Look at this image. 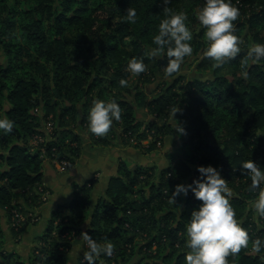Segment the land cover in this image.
<instances>
[{"label": "trees", "instance_id": "obj_1", "mask_svg": "<svg viewBox=\"0 0 264 264\" xmlns=\"http://www.w3.org/2000/svg\"><path fill=\"white\" fill-rule=\"evenodd\" d=\"M0 1V53L6 57L5 65L0 64V118L14 121L12 132L0 133V211L11 231L13 210L31 218L28 212L45 202L39 201V151L32 152L28 146L32 136L40 133L42 111L44 117L52 114L57 123L54 138L43 144L45 154L50 159L56 156L59 161L65 160L68 167L82 151V138L75 127L88 130V111L97 99L114 98L119 103L122 118L113 124L129 133L128 137L136 135L143 140L153 127L165 137L174 134L176 127L168 122L156 126L136 119L127 94L136 101L139 97L137 106L147 108L157 118L165 119L178 106L180 111L172 118L187 134L183 158L173 160L175 157L167 153L166 166L155 174H146L154 176L147 190L136 192L133 187L143 182L140 177L144 173L132 171L121 161L105 195L94 205V179L76 184L71 200L56 206L44 233L34 238L27 261L16 251L3 248L0 222V264H67L72 241L85 232L100 242L110 240L115 246L111 257L101 256L96 264H185V225L191 211L202 202L191 190L176 197L174 205L169 203V196L177 184H190L200 177L198 165H212L220 171L233 188L229 201L236 219L251 239L264 238L263 223L256 229L252 221L250 204L257 193L248 190L250 177L240 167L247 159L258 166L264 163V60L249 61L248 77L243 78L240 65L246 59L247 43L235 59L226 63L231 70L228 74L219 73L221 67H213L209 77L185 78L182 93L175 89L183 78L178 75L157 96L146 100L139 86L131 92L119 81H129L133 76L125 71L132 57H144L150 76L166 65L167 57L146 55L148 47L155 46L152 37L165 16L162 0H65L70 7H63V0ZM233 2L240 10L234 21L235 34L240 37V28L247 23L254 42L264 43V0ZM128 7L137 10L135 23L124 19ZM95 16L99 21L94 22ZM203 33V28L193 33V46L195 35L204 37ZM207 60L201 61L202 68L214 64ZM88 134L98 146L111 143L108 133ZM64 209L70 211L69 215H63ZM87 220L89 224L83 227ZM139 235L143 242L137 241ZM251 239L248 249L228 257L229 264H264V251L253 253ZM153 246L159 250L157 257L146 251ZM141 253L144 259L133 261ZM77 264H87L83 255Z\"/></svg>", "mask_w": 264, "mask_h": 264}, {"label": "clouds", "instance_id": "obj_2", "mask_svg": "<svg viewBox=\"0 0 264 264\" xmlns=\"http://www.w3.org/2000/svg\"><path fill=\"white\" fill-rule=\"evenodd\" d=\"M165 16L158 25V32L152 37L154 47L149 48L148 57H167L164 73L174 76L181 71L185 57L193 53V33L188 26V13L186 11H173L167 7L169 0H162ZM196 18L204 29L206 48L204 55L214 61V67H221L235 59L241 52V37L235 34L234 21L240 16V10L233 0H202ZM137 10L128 7L124 19L129 23L137 21ZM264 60V43L253 42L248 48L246 59L243 61L241 76L248 77L249 61L258 63ZM147 65L144 57H132L128 60L125 71L139 75L145 72ZM122 87L128 85L126 78H121ZM180 111L178 106L171 110V114ZM122 109L113 98L108 101L97 99L89 108L87 120L88 130L96 136L106 135L113 121H120ZM177 121V120H176ZM14 121L6 116L0 118V133L7 134L13 131ZM177 134H184L185 128L177 122L174 130ZM244 174L250 177L248 190L256 192L252 201V210L257 219L264 218V169L260 168L251 159L243 161L240 165ZM199 178L193 179L190 184H177L169 196V203L174 205L176 197L187 195L188 191L201 201L194 208L186 229L185 264H229L228 257H235L241 249H248L250 243L249 232L242 227L236 219V211L229 201L232 189L220 171L212 165H198ZM85 249L84 259L87 264H96L101 256L111 257L114 244L110 240L105 242L93 239L88 233H82ZM251 251L259 254L264 251V238L257 236L251 239Z\"/></svg>", "mask_w": 264, "mask_h": 264}, {"label": "rangeland", "instance_id": "obj_3", "mask_svg": "<svg viewBox=\"0 0 264 264\" xmlns=\"http://www.w3.org/2000/svg\"><path fill=\"white\" fill-rule=\"evenodd\" d=\"M57 1V0H56ZM82 1V0H81ZM10 3V1H8ZM60 2L58 1V4ZM202 3V0H169V8H171L173 11H186L188 13V26L190 27V29H195L196 31H193V33L198 32V30H200L202 27L199 24L195 13L198 12L199 10V6ZM163 4V2H162ZM3 3L0 1V9L2 8ZM56 5V4H55ZM67 6L70 7L71 4H67L65 0H63V7ZM243 19V16H241ZM99 17H96L93 19L94 22L99 21ZM196 40H195V45L193 47H195L196 49L193 51L191 56L185 57V60L181 66V71L174 75V76H167L164 73V66L155 74L150 76L148 71L146 70L145 72H143L142 75H135L133 74L132 77L129 78L128 81V86L131 89V92L135 91L136 86H139V91H141L142 95L144 96V98L146 100H150L152 98H154L155 96L158 95V93H160V91H163L165 89V84H169L171 83L175 77H177L178 75H182L183 78H181L180 82L178 85H176V90L182 93L183 89L185 88V78L188 79L187 81H189L190 79L194 78V77H209L211 76V73L214 72V64L204 67L202 68L200 66V63L203 59L207 58L204 55V50L206 48V43L204 40V37H201L199 35H195ZM240 37L243 41V43L241 44V49L244 45V43H247V48H249L251 46V44L254 42V39L251 36V32L249 30L248 24L246 23L244 26H242V28H240ZM130 48V47H129ZM151 47H148V50ZM242 60V59H240ZM207 61H211L210 58H208ZM6 63V57L0 53V64L5 65ZM212 63V62H211ZM242 66L240 65V70H242ZM203 69V70H202ZM229 72H231L230 67L227 66V64L221 66L219 73H223V74H228ZM135 87V88H134ZM167 87V86H166ZM181 87V88H180ZM134 88V89H133ZM126 98H128L129 101L132 102L133 106H134V112H135V116L136 119L143 121L144 123H151L154 122L155 125L160 126L163 125L165 123L168 122V124L172 125L174 128L177 126V122L172 118V114L170 112V114H168L166 116L165 119L162 118H157L154 115L150 114L147 110V108H140L137 106V103L140 101L139 97L136 101V99L132 96V94H127ZM136 104V105H135ZM137 106V107H136ZM38 112V110H37ZM43 114L42 118H41V123H40V133L35 134L34 136H32V138L29 140L28 142V146L30 147V150L32 152L35 151H39V157L41 158V166H42V173H43V169L46 166H54L56 165V167L58 169H60V171H65L66 169H68L69 167L66 166L67 162L65 160H61L59 161L57 159V157L55 156L54 159H50L48 156H46L45 154V148L43 146V144L47 141H51L54 138V129L56 127L55 122L52 119V114H50L47 117H44V112L42 111ZM54 122V123H53ZM75 131L77 133L80 134L81 138H83L85 141H90L88 146L91 145H96L92 142L91 137L88 134L89 130H81L79 127H75ZM108 136L111 138V143L104 148H108V147H112L115 146L117 150L119 149H126L125 150V158H122V160H120L121 162L124 163V165H126L129 169H131L132 171H134V169H138V171H141L142 173H144L143 177H140L141 179H143V182H141L139 185H135L133 188L136 190V192L138 190H147L149 187V184L153 181L154 176H150L148 177L146 174L152 175L151 173H156V170H161L164 166H166L167 164V160L165 158V155L167 153H169L170 155H173L175 158H173V160L178 158H183L184 156V150L185 146H184V142L187 138V134H177L176 132L172 135H168V136H161L160 134H157V130L153 127V130L150 132H147V137L145 139H141L139 140L138 137L136 135L132 136V137H128L129 133H125L122 132V130L120 129V127L117 124H112V127L110 128L109 132H108ZM114 136V137H113ZM154 143V145H153ZM93 146H90L91 148H93ZM98 146V145H96ZM133 148V156L134 159L132 160V158L129 156L128 151L129 149ZM101 148V147H100ZM179 150V151H178ZM82 153V151H81ZM80 153V154H81ZM54 155V154H53ZM80 156V155H79ZM79 158V157H78ZM76 158L75 161L78 159ZM119 161V162H120ZM118 162V165H119ZM75 163V162H74ZM74 165V164H73ZM72 166V165H71ZM155 170V171H154ZM76 184L73 185L72 190L74 189V186ZM142 186V187H141ZM261 187H264V185H262ZM42 189H44V186L41 184L39 186V193H41V197L39 199V201H44V197L45 195L48 196V192L45 188V190L43 192ZM232 189V193L233 194V188ZM43 193V194H42ZM72 195H73V191H72ZM140 194H137L136 196H139ZM22 204V202H21ZM250 208L252 211V221L254 222V225H256V229L261 228L260 225H264V218L262 219H257L255 212L252 210V202L250 204ZM37 208H35L36 210ZM14 214L11 216V220H10V227H12V229H17L19 227V224L21 223V221L25 218L24 217H20L18 215H16L15 211H12ZM69 210L68 209H64L62 210L63 215H69ZM34 213V212H33ZM31 219L35 218V214L30 215ZM0 221L3 222V226L6 223V218L4 216V213L2 211H0ZM262 222V223H260ZM9 227V226H8ZM6 228V226H5ZM9 229V228H8ZM255 229V230H256ZM10 230V229H9ZM253 234L256 233V231L252 232ZM137 241H142L143 239L140 237V235L137 238ZM79 249H78V255L76 257L77 261L80 257V255H83V251L86 247L85 242L83 241V238L80 237L79 240ZM157 247L153 246L152 249H147V253L152 256V257H157L159 250L157 251ZM145 251V249L143 250ZM147 257V256H145ZM28 258H26L25 261H27ZM141 259H144L142 256V253L138 256L134 257L133 261H140ZM158 259V258H155ZM77 264V262H76Z\"/></svg>", "mask_w": 264, "mask_h": 264}, {"label": "crops", "instance_id": "obj_4", "mask_svg": "<svg viewBox=\"0 0 264 264\" xmlns=\"http://www.w3.org/2000/svg\"><path fill=\"white\" fill-rule=\"evenodd\" d=\"M89 142L82 138V153L74 165L65 171H60L56 165L55 167L46 166L43 169L42 185L46 188L48 196L46 195L45 202L40 207L28 212V216L35 214L34 219L25 216L19 227L14 231L9 230L8 223H5L3 226L5 237L3 248L6 251H16L22 259H26L34 245V238L43 234L46 230L52 211L56 206L71 200L74 184L81 185L89 179H94V187L91 192L93 205L99 197L105 195L110 179L117 175L118 162L125 158L123 156H125L126 149L117 150L115 146L104 148L91 144L88 146ZM90 146H93V148ZM132 149H129L128 154L133 160L134 152ZM259 167L264 169V163L260 164ZM88 224L89 220L83 223V227ZM18 230L20 232L14 234ZM80 237L82 236H78L72 241V249L67 264H76L77 262Z\"/></svg>", "mask_w": 264, "mask_h": 264}, {"label": "built area", "instance_id": "obj_5", "mask_svg": "<svg viewBox=\"0 0 264 264\" xmlns=\"http://www.w3.org/2000/svg\"><path fill=\"white\" fill-rule=\"evenodd\" d=\"M43 194V193H42ZM45 197H46V195H45ZM45 197H44V199H45ZM42 198V197H41ZM16 212V211H15ZM16 215H18V216H20V217H24L22 214H19V213H15Z\"/></svg>", "mask_w": 264, "mask_h": 264}]
</instances>
